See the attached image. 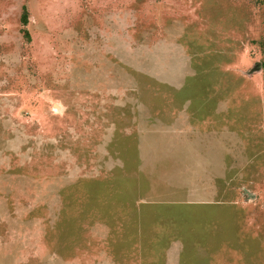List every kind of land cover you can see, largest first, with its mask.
I'll return each mask as SVG.
<instances>
[{"label":"rangeland","instance_id":"374dc122","mask_svg":"<svg viewBox=\"0 0 264 264\" xmlns=\"http://www.w3.org/2000/svg\"><path fill=\"white\" fill-rule=\"evenodd\" d=\"M0 264H264V0H0Z\"/></svg>","mask_w":264,"mask_h":264},{"label":"trees","instance_id":"16d2710c","mask_svg":"<svg viewBox=\"0 0 264 264\" xmlns=\"http://www.w3.org/2000/svg\"><path fill=\"white\" fill-rule=\"evenodd\" d=\"M21 22H22V32H23V36L25 38V40L27 42H31L32 41V36H31V32L28 28V24L30 22V13L28 11L27 6H23V12L21 15Z\"/></svg>","mask_w":264,"mask_h":264}]
</instances>
